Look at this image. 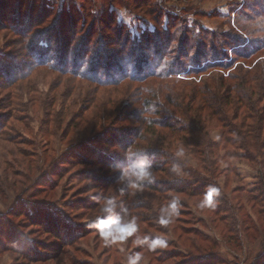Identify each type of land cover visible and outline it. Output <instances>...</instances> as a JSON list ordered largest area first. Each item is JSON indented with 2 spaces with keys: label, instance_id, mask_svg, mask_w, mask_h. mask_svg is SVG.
Returning a JSON list of instances; mask_svg holds the SVG:
<instances>
[{
  "label": "rangeland",
  "instance_id": "obj_1",
  "mask_svg": "<svg viewBox=\"0 0 264 264\" xmlns=\"http://www.w3.org/2000/svg\"><path fill=\"white\" fill-rule=\"evenodd\" d=\"M263 12L264 0H0V264H127L136 254L139 264H264L263 157L236 149L211 178L186 157L219 188L204 211L180 206L184 196L164 187L148 190L152 183L121 193L110 169L125 162L137 127L130 114L140 111L124 69L148 73L164 68L157 56L181 54L189 67L202 55L234 60L264 46L255 25ZM223 128L214 124L210 140ZM218 144L224 156L230 149ZM111 196L138 218V231L105 245L87 225L101 215L97 198ZM170 198L177 221L161 225ZM145 235L165 246L137 245Z\"/></svg>",
  "mask_w": 264,
  "mask_h": 264
},
{
  "label": "trees",
  "instance_id": "obj_2",
  "mask_svg": "<svg viewBox=\"0 0 264 264\" xmlns=\"http://www.w3.org/2000/svg\"><path fill=\"white\" fill-rule=\"evenodd\" d=\"M256 20H259L255 22L256 27L263 29L264 12ZM176 28L183 31L180 26ZM177 32L174 31L180 35ZM263 50L264 46L256 47L241 53L242 57L239 55L234 60L233 57L226 58V63L218 59L217 54L209 58L202 55L201 60L194 66L192 64L193 67L188 66L189 62L181 63L184 58L182 54L176 62L174 57L164 61V57L157 56L158 64L164 68L155 65L157 67L151 68L148 73H143L138 67L133 69L134 72L124 69L123 82L136 85L133 90L136 97L134 99L132 95L130 104L140 106V111L130 114V121L137 127L130 133L125 150L131 147L146 153L149 158L154 156L152 165L155 178L148 190L159 193L164 187L163 191L184 196L180 206L204 211L208 207H200L203 201L201 197L215 185L191 170L186 157H191L197 163V169L209 174V178L217 174L218 163L235 155L236 149L244 152L248 158H264V56L256 55ZM208 51L204 50V53ZM139 53L142 55V52ZM234 54L237 56V53ZM74 74L78 75L76 72ZM116 83L120 84L111 80L105 85L114 86ZM247 121L248 126H244ZM214 124L224 127L218 142L222 143L224 149H230L226 150L224 156H218L220 144L209 137ZM231 124L239 125L238 129ZM181 146L185 149V155L179 161L185 173L182 179L170 171L175 152ZM84 151L91 153L92 150L85 147ZM161 160L166 167L160 165ZM157 173L160 175L157 176ZM162 175L170 180L169 185L154 181ZM156 185L159 188H155ZM171 200L177 201L175 198ZM215 200L214 196L213 202ZM176 216L172 223L177 221ZM173 225V229H176V225Z\"/></svg>",
  "mask_w": 264,
  "mask_h": 264
},
{
  "label": "clouds",
  "instance_id": "obj_3",
  "mask_svg": "<svg viewBox=\"0 0 264 264\" xmlns=\"http://www.w3.org/2000/svg\"><path fill=\"white\" fill-rule=\"evenodd\" d=\"M185 155V149L181 146L175 152V160L171 164L170 171L182 176L185 173L180 164V159ZM124 163L111 165L110 169L117 172L116 182L123 185L121 193L131 190L133 193L142 191L146 185L153 182V165L148 155L144 152L133 150L131 147L125 150ZM219 194V188L210 187L201 202L200 207H209L213 205V197ZM100 199L101 215L95 221L89 223V229H95L98 236L104 241L105 245L116 244L125 241L128 237L137 233V217L130 216V211L118 203L116 197H104ZM120 207L121 212L117 213L116 209ZM179 204L173 200L160 209L158 223L168 225L173 222L174 217L178 214ZM135 243L146 246L147 249L164 247L165 241L162 239H152L149 236H137ZM142 256L140 254L130 255L127 264H139Z\"/></svg>",
  "mask_w": 264,
  "mask_h": 264
}]
</instances>
